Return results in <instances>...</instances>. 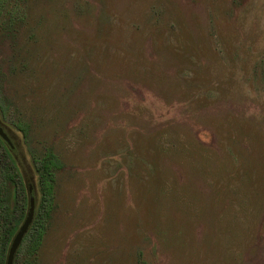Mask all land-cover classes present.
I'll use <instances>...</instances> for the list:
<instances>
[{"label": "rangeland", "instance_id": "1", "mask_svg": "<svg viewBox=\"0 0 264 264\" xmlns=\"http://www.w3.org/2000/svg\"><path fill=\"white\" fill-rule=\"evenodd\" d=\"M5 5L0 123L35 216L34 158L64 164L38 262L264 264V0Z\"/></svg>", "mask_w": 264, "mask_h": 264}, {"label": "trees", "instance_id": "2", "mask_svg": "<svg viewBox=\"0 0 264 264\" xmlns=\"http://www.w3.org/2000/svg\"><path fill=\"white\" fill-rule=\"evenodd\" d=\"M5 1L7 0H0V33L15 39L20 32L17 25L19 16L15 14L18 6L7 9ZM4 8L6 10L2 11ZM3 88L4 83L0 76V105L4 101ZM20 128L28 136V126L21 124ZM34 162L39 173L41 202L37 215L17 250L14 264H20L18 261L24 253H28L25 264H40L38 251L43 240L44 220L51 216L57 173L64 166L53 148L47 149L41 157L34 158ZM27 202L29 203L28 189L16 146L11 147L0 136V264H6L12 238L26 215Z\"/></svg>", "mask_w": 264, "mask_h": 264}, {"label": "water", "instance_id": "3", "mask_svg": "<svg viewBox=\"0 0 264 264\" xmlns=\"http://www.w3.org/2000/svg\"><path fill=\"white\" fill-rule=\"evenodd\" d=\"M0 136L11 146L15 147L10 135L8 132L5 130L4 126L0 123ZM27 188H28V195H29V203H28V209L26 212V215L20 224L19 228L17 229L15 235L12 238L8 254H7V260L6 264H14L15 256L17 253V250L19 246L21 245L25 235L27 234L34 216H35V195L33 191V185L27 183Z\"/></svg>", "mask_w": 264, "mask_h": 264}]
</instances>
